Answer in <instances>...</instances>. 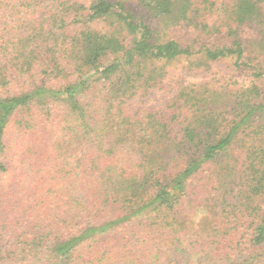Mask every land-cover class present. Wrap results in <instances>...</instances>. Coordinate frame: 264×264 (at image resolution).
<instances>
[{
    "label": "trees",
    "instance_id": "1",
    "mask_svg": "<svg viewBox=\"0 0 264 264\" xmlns=\"http://www.w3.org/2000/svg\"><path fill=\"white\" fill-rule=\"evenodd\" d=\"M194 53L252 81L144 107ZM263 54L264 0H0V264H264Z\"/></svg>",
    "mask_w": 264,
    "mask_h": 264
},
{
    "label": "rangeland",
    "instance_id": "2",
    "mask_svg": "<svg viewBox=\"0 0 264 264\" xmlns=\"http://www.w3.org/2000/svg\"><path fill=\"white\" fill-rule=\"evenodd\" d=\"M159 29L162 38L177 39L184 45H190L193 50H197L202 43L207 46L228 43L221 36H208L185 25L164 28L161 23ZM247 40L249 43L253 41L251 39ZM248 45L252 55L255 54V46ZM195 56L196 53L189 57H179L170 62L166 66L163 76L157 78L158 84L152 87L149 94L141 96L143 98L141 100L142 105L148 107V104L154 110H158L164 108L170 100L178 97L181 91L190 92L192 89L196 90L193 94L197 93L205 98L209 97L208 95H213L214 101L218 99L219 102L224 91H229L238 85L252 81L253 77L250 76L249 72L243 73L233 67V60L205 61L203 58H195ZM259 61L264 68V54L260 56ZM262 87H264V82ZM208 101L207 107H210V98H208ZM183 111L184 115L175 118V124L186 117L185 109ZM171 119V116H169L168 120ZM204 213V209H199L194 220L196 222L198 220L202 221Z\"/></svg>",
    "mask_w": 264,
    "mask_h": 264
}]
</instances>
